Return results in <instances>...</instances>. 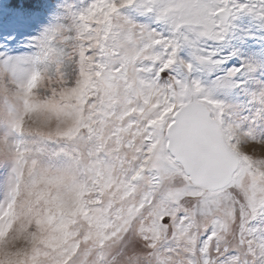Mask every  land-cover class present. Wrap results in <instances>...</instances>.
<instances>
[{
  "label": "snow or ice",
  "instance_id": "6c2138e0",
  "mask_svg": "<svg viewBox=\"0 0 264 264\" xmlns=\"http://www.w3.org/2000/svg\"><path fill=\"white\" fill-rule=\"evenodd\" d=\"M243 15L264 0H83L0 57V264H264V81L217 98L255 67L216 71Z\"/></svg>",
  "mask_w": 264,
  "mask_h": 264
},
{
  "label": "rangeland",
  "instance_id": "374dc122",
  "mask_svg": "<svg viewBox=\"0 0 264 264\" xmlns=\"http://www.w3.org/2000/svg\"><path fill=\"white\" fill-rule=\"evenodd\" d=\"M82 3L83 0H0V57L8 55L20 58L36 55L47 32L52 27L69 23L73 8ZM136 19L147 22L146 17ZM234 23L236 27L226 40L214 45L221 56L225 53L233 54L231 57H224L228 63L216 71L222 72L231 64L239 66L242 62L255 67H249L238 74L237 78L247 81L244 90L222 92L217 98L229 105L239 104L241 107H246V102L251 100L256 106L260 100L261 82L264 81V23L249 15L238 17ZM2 120L3 115L0 114V122ZM55 126L54 120L49 127ZM26 127H36L31 117L26 122ZM4 158L0 156V159ZM7 176V168L0 161V200L6 193ZM55 206L62 210L70 207L64 201H56Z\"/></svg>",
  "mask_w": 264,
  "mask_h": 264
}]
</instances>
